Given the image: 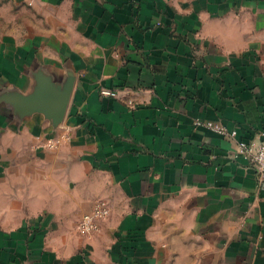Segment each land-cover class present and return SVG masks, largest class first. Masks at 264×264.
I'll return each instance as SVG.
<instances>
[{
  "label": "crops",
  "instance_id": "crops-1",
  "mask_svg": "<svg viewBox=\"0 0 264 264\" xmlns=\"http://www.w3.org/2000/svg\"><path fill=\"white\" fill-rule=\"evenodd\" d=\"M263 139L264 0H0V264H264Z\"/></svg>",
  "mask_w": 264,
  "mask_h": 264
},
{
  "label": "built area",
  "instance_id": "built-area-1",
  "mask_svg": "<svg viewBox=\"0 0 264 264\" xmlns=\"http://www.w3.org/2000/svg\"><path fill=\"white\" fill-rule=\"evenodd\" d=\"M100 94L103 97H117L118 92L114 90L101 89ZM132 108L135 106L133 101L128 103ZM196 127H204L215 133L223 136H228L230 138H237V131L229 130L225 125L220 122H215L211 120H202L200 118L196 119L194 122ZM70 140L68 134L57 136L48 139L43 148L47 150H56L64 142ZM238 153L243 155L249 163L254 168L259 182L264 183V139L259 143L255 144L253 142L238 141ZM111 216V210L107 202L99 200L94 204L92 211L88 214L80 217L76 224V229L79 235L85 237H91L96 235L100 229L102 222L108 220Z\"/></svg>",
  "mask_w": 264,
  "mask_h": 264
},
{
  "label": "water",
  "instance_id": "water-1",
  "mask_svg": "<svg viewBox=\"0 0 264 264\" xmlns=\"http://www.w3.org/2000/svg\"><path fill=\"white\" fill-rule=\"evenodd\" d=\"M43 95H46V96L50 97L49 91L48 90H44L40 95L35 96L34 100H38ZM60 102H61L60 103V111H59V113H57V118H56V120L58 122H60L63 119V117H64L65 110H66V107H67V98H61Z\"/></svg>",
  "mask_w": 264,
  "mask_h": 264
}]
</instances>
